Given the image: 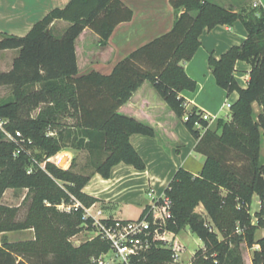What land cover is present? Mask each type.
Returning <instances> with one entry per match:
<instances>
[{
	"label": "trees",
	"instance_id": "16d2710c",
	"mask_svg": "<svg viewBox=\"0 0 264 264\" xmlns=\"http://www.w3.org/2000/svg\"><path fill=\"white\" fill-rule=\"evenodd\" d=\"M170 4L176 15L173 28L131 52L110 75L93 71L78 76L75 42L89 29L98 35L101 46L107 45L116 27L134 15L121 0H72L48 13L26 36L1 34L0 51L17 50L18 55L12 69L0 73V86L16 88V98L23 104L28 89L40 85L41 92L33 102L38 105L46 95L50 100L35 118H19L18 102L0 106V118L10 119L7 131L13 135L20 131L26 141L18 156H14L15 142L0 141V264H97L94 258L110 253V243L100 237L75 246L72 238L81 225L93 231L92 221L84 220L83 208L64 212L58 206L75 200L86 208L96 204L98 199L83 193L92 173L109 179L121 163L138 171L146 169L130 138L156 137V130L120 112L146 82L177 119L186 118V127L198 141L196 152L205 158L197 175L180 168L167 187L165 195L173 209L166 229L179 235L189 228L203 242L191 264H244L243 243L258 247L252 264H264V237L256 238L258 230L264 229V9L235 12L211 0H170ZM58 21L69 24L62 33L53 26ZM237 21L246 28V40L221 59L211 54L209 69L217 85L229 94L237 92L239 99L232 105L229 120L218 118L202 133L196 123L203 128L209 123L198 109L188 111L181 96L183 91L197 88L183 65L200 49L205 30L233 26ZM237 62L252 67L246 88L235 78ZM254 104L260 108L258 113ZM68 117L75 120L72 126L62 123ZM68 147L103 157L87 176L49 163L48 159ZM237 158L247 162L246 166L235 164ZM35 160L45 163L46 170L35 165L28 174ZM6 189L30 192L22 221L17 220L18 207L1 203ZM254 195L261 203L254 214L256 223L251 214ZM198 204L207 217L195 212ZM28 230L34 232L33 239L9 242L1 237ZM130 264L181 263L175 262L172 249L158 244L132 257Z\"/></svg>",
	"mask_w": 264,
	"mask_h": 264
},
{
	"label": "crops",
	"instance_id": "0c3cea01",
	"mask_svg": "<svg viewBox=\"0 0 264 264\" xmlns=\"http://www.w3.org/2000/svg\"><path fill=\"white\" fill-rule=\"evenodd\" d=\"M70 1L72 0H0V37L2 33L26 36L48 13L56 8L66 7ZM121 1L132 9L134 15L131 21L116 27L107 45L101 46L98 35L89 29L84 30L76 39L78 76L93 71L110 75L117 63L131 52L168 33L174 26L176 15L170 0ZM221 1L225 8H232L235 12L264 9V0ZM53 26L57 32L62 33L69 24L58 21ZM246 38L247 31L241 21L233 26H219L204 31L200 37V49L191 61L183 65L187 75L197 84L195 91L185 90L181 93L188 111L196 108L202 113L222 118L224 106L230 97H233L232 105L238 101L237 92L229 94L217 85L209 69V58L212 54L216 59H221L231 48L242 45ZM2 53L12 57L8 64V70H11L18 51L6 50ZM251 70L249 64L237 62L235 78L241 88L248 86ZM254 109L256 113L260 111L257 104H254ZM120 112L146 122L156 130V137L133 135L130 138L145 161L146 169L138 171L131 165L121 163L114 167L109 179L92 173L83 193L99 200L93 205V211H101L104 218L136 220L143 216L152 203L148 196L150 190L160 198L180 168L197 175L203 168L205 158L196 152L198 141L186 127V118L177 119L151 83H144ZM65 120L72 121L68 123L70 126L75 123L69 117ZM76 151L84 150L65 148L52 157L50 162L59 169H70L76 158ZM255 197L258 196L254 195L253 201ZM27 232L33 235L26 240L33 239L34 232ZM256 249L258 247L254 248ZM189 263L190 261L186 264Z\"/></svg>",
	"mask_w": 264,
	"mask_h": 264
},
{
	"label": "built area",
	"instance_id": "2783aa9c",
	"mask_svg": "<svg viewBox=\"0 0 264 264\" xmlns=\"http://www.w3.org/2000/svg\"><path fill=\"white\" fill-rule=\"evenodd\" d=\"M226 108L231 111L232 104L227 102L224 106V109ZM202 118L209 123V126L206 128L196 123V128L200 129L202 133L218 119L217 116H212L208 113H203ZM6 125V122L0 121V130L8 141L16 143L17 149L14 152V156H18L24 150L23 144L26 141L23 139L20 131H16L15 135L7 131ZM50 159H48L49 162ZM35 165L42 170H46L45 163H39L35 160L34 165L28 169V174L33 173ZM148 196L152 200V203L146 208L143 216L136 220L104 218L101 211H93L94 206L86 208L75 200L74 197V204H61L58 206V209L64 212H72L73 210L83 208V218L84 220L92 221L95 238L100 237L102 240L110 243V253L113 254V257L106 260L110 253L103 254L98 259L94 258V263L130 264L132 257L141 252L148 251L158 244H162L164 247L173 250L175 262L185 264L181 257L185 251L177 235L166 229L167 222L172 218L173 202L165 194L157 198L153 190H150ZM189 264H191V261Z\"/></svg>",
	"mask_w": 264,
	"mask_h": 264
},
{
	"label": "rangeland",
	"instance_id": "374dc122",
	"mask_svg": "<svg viewBox=\"0 0 264 264\" xmlns=\"http://www.w3.org/2000/svg\"><path fill=\"white\" fill-rule=\"evenodd\" d=\"M216 2L217 4H220L221 6L225 7L223 5V2L220 0H211ZM12 57L8 55L7 53H2L0 51V73L1 72H8L9 69V63ZM16 88L11 87V86H0V106L6 105L8 103H17L21 106H19V111H18V117L19 118H35L40 110L42 108H45L49 104V97L43 96L40 100V103L38 105L33 102L34 97L39 95V92H41V86L40 85H35L32 86L30 89H28L26 98L27 100H24V103L22 104V100H17L16 98ZM232 98L230 97L229 103H232ZM21 107V108H20ZM227 115V116H226ZM222 118H230V110L229 109H224L222 114ZM10 119L6 117H1L0 121L1 122H6L9 123ZM62 123L68 124L72 123V121H68L63 119ZM2 131L0 130V141H7V139L2 137ZM76 158H75V166L70 169H67L65 171H70L72 170L74 173L78 172L81 175L87 176L90 175L94 171V164H97L102 160V155L100 156H92L88 152L85 151H79L75 152ZM261 157L264 158V143L262 145L261 149ZM50 164L56 166L55 164L49 162ZM247 162H243L241 158L235 159V164L238 166H246ZM58 184L60 186H66V183L62 181H58ZM30 197L31 194L28 190L26 189H6L4 192V195L1 199V203L7 206L11 207H18L20 209L19 214H18V221H22L23 218L25 217L27 210L29 208L30 204ZM260 199L258 197H255V200L252 203L251 206V214L253 216V222L256 223L257 220L254 217V214L257 213L260 210ZM195 212L199 213L203 217H207L206 212L204 207L201 204H198L195 207ZM81 231L72 238V242L75 246H80L82 244H85L89 241H92L95 238V233L90 230L86 225H81L80 227ZM32 233H29L27 231H17V232H9L4 235H1V237H4L7 241L9 242H18V241H24L28 238L32 237ZM264 237V229H259L256 238L260 239ZM178 240L183 247V250L185 253L181 256L182 260L184 263H188L189 261H192V258L200 248L204 247L203 242L198 239L191 231L189 228H186L183 230L179 237ZM241 252L243 255L244 259V264H252V259L254 255V248H249L246 243H243L241 245ZM192 258L190 259V257ZM113 257V254L110 253L109 256L106 258V260H109ZM190 259V260H189Z\"/></svg>",
	"mask_w": 264,
	"mask_h": 264
}]
</instances>
